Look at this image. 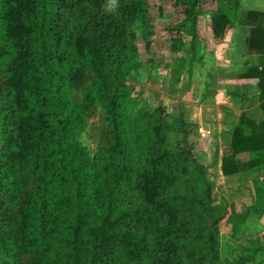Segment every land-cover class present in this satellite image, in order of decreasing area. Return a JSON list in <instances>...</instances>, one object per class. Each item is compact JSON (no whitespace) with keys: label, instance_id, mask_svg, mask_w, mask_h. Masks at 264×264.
Instances as JSON below:
<instances>
[{"label":"trees","instance_id":"obj_1","mask_svg":"<svg viewBox=\"0 0 264 264\" xmlns=\"http://www.w3.org/2000/svg\"><path fill=\"white\" fill-rule=\"evenodd\" d=\"M169 1L173 54L189 46L200 62L206 22L221 43L240 21L258 57L243 78L257 81L259 106L233 122L221 159L222 177L252 181L227 187L250 202L231 203L234 245L222 254L228 202L197 158L196 125L162 108L130 113L137 41L149 52L154 36L147 0H0V264H264V13ZM92 110L105 123L94 154L80 141Z\"/></svg>","mask_w":264,"mask_h":264},{"label":"rangeland","instance_id":"obj_2","mask_svg":"<svg viewBox=\"0 0 264 264\" xmlns=\"http://www.w3.org/2000/svg\"><path fill=\"white\" fill-rule=\"evenodd\" d=\"M147 4L151 7L149 9L153 19L151 30L154 36L149 52L145 50L140 39L137 41L138 64L135 72L128 78V85L133 89L130 113L133 115L151 114L155 109L162 108L166 111V116L176 118L180 113H183L187 122L196 125L190 141L195 148L197 158L201 164L207 167L209 179L213 178L217 196L228 202V214L219 224L223 254L226 250L225 241L230 240L232 233L231 226L227 223V217L231 213V203L236 204L239 211L242 204L250 203L247 191H237L236 188L229 189L227 187L234 182L233 180H240L242 183H252V181L246 180L244 176L227 179L222 177L221 159L229 152L231 134L229 132V134L221 136L219 129L223 122H227L225 127H232L231 123L233 122H230V117L234 115V110L238 115V111L242 112L243 109H249L256 105L258 91L253 89L250 84L241 83L238 77L246 69L242 65L246 62L252 65L256 64L257 58L246 57L243 50L246 41L243 40L239 43L242 49L233 47L235 50L229 49L227 53L226 50H218L217 44L212 43L211 38L208 37L207 42L206 34L209 33V29L206 21L204 43L208 45V48L206 47L208 51L201 50L202 60L200 62L192 61L193 55L189 46L175 55L169 50V43L165 39L172 13L170 1L147 0ZM249 10L264 13V0H243L239 16L246 14ZM141 25L142 23L138 21L131 29L140 35ZM238 29L244 35H247L249 31L248 27L241 26L240 21H237L234 33L235 31L239 33ZM232 34L233 32L229 37L231 41ZM242 53L244 54L241 55ZM232 61L240 65L239 70L232 64ZM90 79L91 76L87 74L84 82L90 84ZM240 98L243 105L239 106L236 104L239 103ZM247 98H250V101L244 104V99ZM169 123L172 122L169 121ZM104 128L103 113L99 110L90 111L86 131L80 137V141L91 154L95 153L103 136ZM175 146L174 137L169 135L167 148L173 150ZM244 160H247L246 156L241 157V161ZM226 188L229 189L228 192H226ZM261 223L264 225V219ZM258 237L264 245V231ZM232 242L230 240L231 244ZM262 255L264 257V253Z\"/></svg>","mask_w":264,"mask_h":264},{"label":"crops","instance_id":"obj_3","mask_svg":"<svg viewBox=\"0 0 264 264\" xmlns=\"http://www.w3.org/2000/svg\"><path fill=\"white\" fill-rule=\"evenodd\" d=\"M236 25V24H235ZM235 25L231 28V30L228 32V34H227V36H226V38L223 40V42H221V43H216L215 41H213L212 40V38H211V36H210V33H207L206 34V37H207V42H208V37L209 38H211V40H212V43H214V44H217L216 46H218V50L220 49V50H226V53H227V51H229V49L231 50V51H233V49L235 48V47H237V48H239V49H242V46L239 44L242 40L243 41H246V43L243 45L244 46V52L246 53V57H248V58H251V59H253V58H257V63L256 64H250V63H248V62H246L244 65H242V66H245V68L246 69H244V71L243 72H241L240 74H239V77H238V80L241 82V83H246V84H250V86L253 88V89H255V90H257V81L256 80H250V79H246V78H243V75H245V73H247V69H249V68H252V67H256V66H258V57H256V56H254V55H252V54H250V52H249V50H248V46H247V43H248V38H249V35H250V30H249V28H248V33H247V35H244L243 34V32H240L239 31V29H238V31H239V33L238 32H236L235 31V33H234V29H235ZM241 26H243V25H241ZM244 28H247V27H245V26H243ZM233 32V34H232V41L229 39V37L231 36V33ZM239 35H238V34ZM208 45H206V43H203V51H208ZM234 47V48H233ZM207 49V50H206ZM235 50V49H234ZM225 53V54H226ZM203 54V53H202ZM244 53H242L241 55H243ZM232 64H234L235 66H236V68H237V70H239L240 68H239V64L238 63H233V61H232ZM234 73H236V71H234ZM258 91V90H257ZM245 101H244V104L245 103H247V102H249V101H247L248 99H244ZM243 101H242V99L240 98L239 99V103L238 104H236V105H243V103H242ZM256 105H254V106H252L251 108H247V109H243L242 111H255L256 110V108L259 106V102L258 101H256V103H255ZM218 105V104H217ZM235 111V113H233L234 115H231V117H230V122H235L236 120H237V118H239V116H240V114L242 113V112H239L238 111V115H237V112H236V110H234ZM235 116V117H234ZM225 119H226V117H225ZM224 119V120H225ZM225 125H227V122H223L222 124H221V128L219 129V134L222 136L223 134H229V131H230V128H228V127H225ZM233 125V123H231V126ZM229 126V125H228ZM230 126V127H231ZM209 131H210V129H209ZM244 184H248V185H252V183L250 182V183H244Z\"/></svg>","mask_w":264,"mask_h":264},{"label":"clouds","instance_id":"obj_4","mask_svg":"<svg viewBox=\"0 0 264 264\" xmlns=\"http://www.w3.org/2000/svg\"><path fill=\"white\" fill-rule=\"evenodd\" d=\"M116 6H117V0H109L108 6H107L108 9H114Z\"/></svg>","mask_w":264,"mask_h":264}]
</instances>
